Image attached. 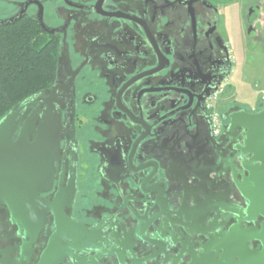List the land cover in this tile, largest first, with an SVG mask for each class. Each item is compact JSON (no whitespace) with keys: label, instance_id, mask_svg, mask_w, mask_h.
Segmentation results:
<instances>
[{"label":"flooded vegetation","instance_id":"flooded-vegetation-1","mask_svg":"<svg viewBox=\"0 0 264 264\" xmlns=\"http://www.w3.org/2000/svg\"><path fill=\"white\" fill-rule=\"evenodd\" d=\"M231 16L264 45V0H0V25L30 21L56 50L23 122L50 101L62 126L44 215L0 204V264L224 263L259 165L231 122L264 109L230 82Z\"/></svg>","mask_w":264,"mask_h":264},{"label":"water","instance_id":"water-1","mask_svg":"<svg viewBox=\"0 0 264 264\" xmlns=\"http://www.w3.org/2000/svg\"><path fill=\"white\" fill-rule=\"evenodd\" d=\"M33 96L0 120V204H7L14 214L22 216L44 215L45 208L38 195L52 186L54 164L60 150L62 126L52 102L46 101L47 109L39 120L35 116L23 122L24 110ZM21 123L23 126L16 140ZM237 125L248 130L246 143L252 145L248 152L253 153L259 165L252 177V196L246 194L252 207L247 212L249 216L220 238L226 249L223 264H264V221L259 227H242V221H256L259 216L264 218V109L257 113H238L233 117L231 127ZM35 127L37 136L29 141ZM250 242H257L260 248L248 250Z\"/></svg>","mask_w":264,"mask_h":264},{"label":"trees","instance_id":"trees-1","mask_svg":"<svg viewBox=\"0 0 264 264\" xmlns=\"http://www.w3.org/2000/svg\"><path fill=\"white\" fill-rule=\"evenodd\" d=\"M55 51L30 21L0 25V120L51 86L56 76Z\"/></svg>","mask_w":264,"mask_h":264},{"label":"rangeland","instance_id":"rangeland-1","mask_svg":"<svg viewBox=\"0 0 264 264\" xmlns=\"http://www.w3.org/2000/svg\"><path fill=\"white\" fill-rule=\"evenodd\" d=\"M226 40L235 61L230 82L238 90V98L255 104L264 98V45L248 35L243 20L227 19Z\"/></svg>","mask_w":264,"mask_h":264},{"label":"built area","instance_id":"built-area-1","mask_svg":"<svg viewBox=\"0 0 264 264\" xmlns=\"http://www.w3.org/2000/svg\"><path fill=\"white\" fill-rule=\"evenodd\" d=\"M219 127L217 125V122L215 121V131H218Z\"/></svg>","mask_w":264,"mask_h":264}]
</instances>
